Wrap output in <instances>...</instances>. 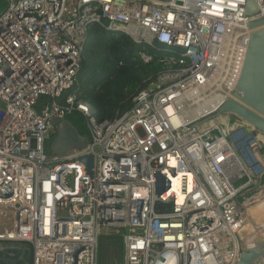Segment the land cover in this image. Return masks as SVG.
<instances>
[{
    "label": "built area",
    "instance_id": "2783aa9c",
    "mask_svg": "<svg viewBox=\"0 0 264 264\" xmlns=\"http://www.w3.org/2000/svg\"><path fill=\"white\" fill-rule=\"evenodd\" d=\"M245 4L7 0L0 13V246L28 247L16 264H98V239L111 229L109 245L122 264H238L240 246L264 242L244 229L248 206L264 189V134L231 113L222 112L234 119L226 126L211 119L237 91L248 23L264 18V0L252 15ZM93 25L123 34L140 62L159 65L150 86L107 120L70 91ZM74 112L86 118L90 141L46 153L54 124ZM249 264H264V254Z\"/></svg>",
    "mask_w": 264,
    "mask_h": 264
},
{
    "label": "trees",
    "instance_id": "16d2710c",
    "mask_svg": "<svg viewBox=\"0 0 264 264\" xmlns=\"http://www.w3.org/2000/svg\"><path fill=\"white\" fill-rule=\"evenodd\" d=\"M137 51L121 33L98 25L89 28L77 83L70 91L79 93L98 120L110 119L137 89L150 86L157 66L140 62ZM47 100L44 96L39 101Z\"/></svg>",
    "mask_w": 264,
    "mask_h": 264
},
{
    "label": "water",
    "instance_id": "95a60500",
    "mask_svg": "<svg viewBox=\"0 0 264 264\" xmlns=\"http://www.w3.org/2000/svg\"><path fill=\"white\" fill-rule=\"evenodd\" d=\"M245 1L244 14H254L257 11L256 0ZM248 27L252 32L236 87L237 91L233 94V97H229L223 103L218 112L234 114L255 130L264 134V18L248 23ZM67 125L66 121L57 123L59 130L66 128ZM73 132L77 133L75 130ZM53 146H55V143ZM81 161L84 162L88 172H90L92 157L85 156L81 158ZM162 181L163 178L158 176V192L162 190ZM240 250L238 264H249L264 254V242L246 249H242L240 246ZM17 252L20 253L19 257H16ZM24 257H28L27 246H0V264H16Z\"/></svg>",
    "mask_w": 264,
    "mask_h": 264
},
{
    "label": "rangeland",
    "instance_id": "374dc122",
    "mask_svg": "<svg viewBox=\"0 0 264 264\" xmlns=\"http://www.w3.org/2000/svg\"><path fill=\"white\" fill-rule=\"evenodd\" d=\"M7 5V0H0V13L5 9ZM157 66V71L159 69V65L154 62ZM224 114L219 112L218 114L211 117L212 120L218 121ZM69 125L66 128H61L59 130L57 126V122L54 124L52 132L50 133L45 146V151L48 154H61L66 153L73 149H78L84 147L89 141L91 136V129L88 126L86 118L77 112H74L66 117L64 120ZM229 121H234L233 118L229 117ZM243 123L241 120H239ZM249 126V124H248ZM73 130L77 131L74 133ZM56 141V142H55ZM55 143V146L53 144ZM247 179L244 178L235 182V186L238 187L242 183H244ZM261 182L264 183V179L262 178ZM114 230H110L106 235H102L98 239L99 246V260L98 264H122V255L119 258V253L114 251V248L109 245L112 240L116 238L113 235ZM121 260V262H120Z\"/></svg>",
    "mask_w": 264,
    "mask_h": 264
},
{
    "label": "bare ground",
    "instance_id": "6f19581e",
    "mask_svg": "<svg viewBox=\"0 0 264 264\" xmlns=\"http://www.w3.org/2000/svg\"><path fill=\"white\" fill-rule=\"evenodd\" d=\"M208 106L209 103L205 106V108ZM218 121H222V124L226 126L229 123V117L228 118L221 117ZM213 122L216 121L212 120V123ZM253 199H255V202L252 204V206H248V213H249L248 224L245 226L244 229L247 230V233L250 236H254L255 238L263 237L264 236V189L260 190L259 193L256 194Z\"/></svg>",
    "mask_w": 264,
    "mask_h": 264
},
{
    "label": "crops",
    "instance_id": "0c3cea01",
    "mask_svg": "<svg viewBox=\"0 0 264 264\" xmlns=\"http://www.w3.org/2000/svg\"><path fill=\"white\" fill-rule=\"evenodd\" d=\"M64 121V120H63Z\"/></svg>",
    "mask_w": 264,
    "mask_h": 264
},
{
    "label": "flooded vegetation",
    "instance_id": "af4514ba",
    "mask_svg": "<svg viewBox=\"0 0 264 264\" xmlns=\"http://www.w3.org/2000/svg\"><path fill=\"white\" fill-rule=\"evenodd\" d=\"M59 123V122H58Z\"/></svg>",
    "mask_w": 264,
    "mask_h": 264
}]
</instances>
